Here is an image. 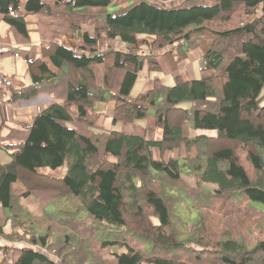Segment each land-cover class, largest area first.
<instances>
[{"label":"trees","instance_id":"obj_1","mask_svg":"<svg viewBox=\"0 0 264 264\" xmlns=\"http://www.w3.org/2000/svg\"><path fill=\"white\" fill-rule=\"evenodd\" d=\"M111 4L0 0V21L16 44L31 43L28 16L44 21V34L56 20L80 31L78 44L68 48L55 30L39 59L25 56L30 84L12 82L14 102L34 99L43 85L61 102L42 110L29 127L10 129L8 143L0 144L9 159H0V237L13 245L0 246V264H65L71 257L81 264L86 242L102 231L108 247L100 255L92 251L91 264L106 251L113 264H264V239L247 240L248 222L264 215V0H202L189 8L141 0L116 15L107 14ZM257 11L258 18L246 21ZM116 40L120 48H113ZM193 50L201 52V72L211 76L185 81L176 74L172 86L156 79L149 91L130 97L144 68L160 72L161 58L176 73ZM14 51L4 48L0 56ZM97 66L103 69L100 85ZM97 103H114L113 124H132L152 112L146 132L159 129L160 139L102 129L93 112ZM185 126L207 133L188 137ZM182 148L185 158L174 157ZM41 168L65 171L53 178ZM41 195L61 203L34 218L22 202ZM77 212L96 224L75 222ZM236 214L249 217L245 232L239 222L233 227ZM176 224L193 228L184 242ZM112 229L137 236L151 250L143 252L123 236L109 240ZM50 251L54 260L45 254Z\"/></svg>","mask_w":264,"mask_h":264},{"label":"rangeland","instance_id":"obj_2","mask_svg":"<svg viewBox=\"0 0 264 264\" xmlns=\"http://www.w3.org/2000/svg\"><path fill=\"white\" fill-rule=\"evenodd\" d=\"M140 1L141 0H112V4L107 8V14L116 15V14L122 13V11L132 7L133 5H136ZM142 1L147 2V3L148 2L149 3H154V4H157V5H159L161 7H165V8H168V7L174 6V5H181L182 3H184L183 4L184 7H188V8L191 7V6H194V5H201L202 4V0H189V1H186V2L185 1L182 2V0H177V1H173L171 3L161 2V1H158V0H142ZM259 16H260V12L257 11L253 16L246 17V21H252V20L258 18ZM35 24L38 27L37 20H36ZM95 73H96L97 84L100 85L101 84L102 73H103L102 66H97L96 70H95ZM0 75L8 76V77H10L12 79H13L14 76L17 79L19 77L20 78H24L27 84H29V82H30L29 78H28V75L26 74L24 58L21 55H18L17 53L16 54L7 53V54H5L3 56H0ZM166 75L167 74L165 72H159L157 76H159V77L163 78V80H165ZM145 82H147V80ZM150 83H151V81H150ZM173 84H174V82H173V79H172V81L170 82L169 85H166V84H164V85L172 86ZM145 86H146V84L141 79L138 80L137 82H135V84H134V86H133V88H132V90L130 92V97L133 98L136 95H138L139 93H141L142 91H146V89L148 88L149 85H147L146 88H145ZM12 90L13 89L10 88L9 90H5L6 92L0 93V98H2L3 102L6 101V99L9 96V93L12 92ZM57 102H60V101H57ZM263 103H264V101H263ZM182 106L185 107V108H189L188 104H183ZM102 121H103V118L102 119L98 118V120H97V123L101 127H103ZM134 123H138L139 126L142 129H146V128L151 127L153 125L152 112L149 113V116H148L147 119L136 120V121H134ZM110 127H111L110 130L123 132L122 124L119 123V122H116V123L112 124V121H111ZM184 132H185V135L188 136V137H194V136L199 135L201 133H207V132L196 131V130L194 131V130L188 128L187 126H185V128H184ZM5 134H6V127H2V129H0V139L3 140ZM160 137H161V131L159 129H157L155 132H152L151 139L158 140V139H160ZM185 155H186V151H185L184 148H182L180 151H178L176 154H174V157L179 156L181 158H185ZM154 156H155L156 159H158L157 152H154ZM0 159L3 162L8 160V156L2 150H0ZM64 171H65L64 168L63 169H58V170H51V169H48V168L39 169L40 173L46 174V175H48L50 177H53V178L61 177L64 174L63 173ZM182 179L184 181H186V184L190 188H196V184H195L196 182L192 178H188L186 176H183ZM208 187L211 188V189L215 188V186H213V185H208ZM48 199H50L48 195H41L39 197L37 196L36 198L30 197V198H27V199L23 200L22 205L24 206L25 209L27 208L31 212L32 217L39 218L41 216L40 215L41 212L51 211L50 208H46L47 205H51L52 202L61 203V201L59 199H51V200H48ZM66 203H67V205H71V204L73 205V201L70 202V201L66 200ZM233 203H234V201H233ZM244 206H246V205H244ZM244 206H240V208H242L244 210V212H246V208ZM77 213H78L76 215L77 217L74 218L75 222H78V223L80 222V224L83 223L86 226H88V225L92 226V225L96 224L97 221H95L94 219L89 217L85 212H77ZM182 216L183 217H187V214L184 211V209H182ZM238 216H240V215L236 214V215H234V217L232 219V223H234L233 227L235 225H238L237 222H239V226L242 227V230L245 232V229H244L245 227H243L242 224H244L245 226H248L245 222H248L247 219L249 217H247V216L244 217V216L241 215L240 216L241 217V221H240L238 219ZM242 217H244V218L242 219ZM17 221L22 223L18 219H17ZM259 221H264V215L259 216L258 219L255 222H252V223L248 222V224H249L248 228H250V229H249V231L247 233V238H248L247 240L250 242V244H253L257 240L264 239V224L261 225L259 223ZM9 223L13 224L14 222H13V220H11V221H9ZM9 223L7 225H5V227H4L5 233L10 232ZM219 224H220V222L216 223L217 226ZM21 226H23V223L21 224ZM176 226L179 229L180 240H182L184 242L185 235L188 236L192 232L193 228L189 224L188 225L186 224L185 226L176 224ZM16 228L19 229L20 233L22 232V230H20L21 228H19V226H17ZM116 228H118V227H116ZM232 229H234L236 234L242 232V230L240 228H232ZM112 231L113 232H111L109 234V236L111 237L109 240H118L119 241L120 239H122V236H123L125 238V242L127 240V243L129 242L128 243L129 245L136 246L137 249H139V250H141L143 252L149 253L148 251L151 250V248H152L150 243L138 238L137 236H135V235H133L131 233H128L127 231H122V230H118V229H112ZM114 231H117V233H115ZM60 232H62V231H58L57 230L54 233H55V235H60ZM65 232H67V231H65ZM118 233L120 234V236L118 235ZM231 233H232V231H231ZM107 234L108 233H104V231L99 232L97 237L95 235V237H96L95 239L92 240V237H91V239H90L91 242L90 241L86 242L87 243V248L85 246L83 247V255H84V257H83V259L81 257L79 258L81 264H91L92 261H96L95 258H89L87 256H90L92 251H95L96 255L97 254L100 255V251L102 253L104 247H108L107 245L104 246L102 244L103 240H107L106 239ZM204 236H205V240H207V241L210 240L208 238L209 236L207 237V232H204ZM100 240H101V242H100ZM0 241L4 242L3 245H0L2 247H4V246L12 247L13 246L12 244H10V242H8L7 240L5 241L1 237H0ZM99 242H100V244H99ZM72 243L75 245V243L73 241H72ZM101 244H102V246H101ZM189 244H193V243H189ZM53 245L54 244H52V246ZM27 246L29 247V245H27ZM189 247L193 248V249L195 248L196 250L197 249L200 250L199 247L196 248L194 245H189ZM97 248H98V250H97ZM34 249H36L37 251L41 252V250L37 249V247H34ZM120 251L121 250H118V252H120ZM50 253L51 254H49V253H45V254H47V256L49 258H52V260H54L53 252L50 251ZM200 253H202L201 255H205L204 252H200ZM110 254H111L110 251L104 252V255L101 257L100 260H98L99 264H113L114 263V258ZM102 260H104V261H102ZM64 263L65 264H78V259H77V257H71V258L66 259V262H64Z\"/></svg>","mask_w":264,"mask_h":264},{"label":"crops","instance_id":"obj_3","mask_svg":"<svg viewBox=\"0 0 264 264\" xmlns=\"http://www.w3.org/2000/svg\"><path fill=\"white\" fill-rule=\"evenodd\" d=\"M28 22V29H29V36L31 43L27 45L23 44H16L12 38V35L9 31V29L0 21V44L3 46H7L8 48L15 49V53L12 54H18L21 55L24 59L25 56H28L29 60H37L41 57V46L44 40L50 39L51 35L54 33L55 30L61 31V43L70 48L73 46H76L79 41L80 31H78L77 28L72 27L68 23H65L61 20H56L52 23V30L48 31L47 34L45 33L44 28V21L37 22L38 27L36 26V17L35 16H28L26 18ZM45 35V36H44ZM44 36V37H43ZM111 42V44H113ZM5 44V45H4ZM4 48H7V47ZM18 51V52H17ZM201 52L199 50H193L187 53V59L181 63L178 66V71L176 73H171L169 66L166 64V62L159 58L158 62L161 66L160 72H165L166 78L163 80V78L157 76L158 73H149L146 68L140 73V77L138 80L144 81L146 84L145 88L148 86L146 91L147 92L151 89L153 82L158 79L160 82L166 85H169L172 79H174V76L176 74H179L185 81L192 80V79H200V78H206L208 76H211L212 73H204L201 72V69L203 68V62L201 59ZM25 69L27 63L25 62ZM27 74V73H26ZM8 77V76H7ZM10 78V77H9ZM12 79V78H11ZM137 80V81H138ZM147 80V82H145ZM30 81V80H29ZM136 81V82H137ZM151 81V83H150ZM13 86L18 84H23L25 86L29 85L26 83L24 78H16L13 77ZM27 84V85H26ZM48 85L41 86V92L32 100L29 101H12V93H9L8 98L5 102L2 101V98H0V129L2 127H6V134L4 135V139H0V144H7V133L10 129H23L27 128L31 125L32 119L35 118L42 110L48 108L50 105H52L54 102L60 101L58 98H56V93H54L52 90H49ZM6 92L3 90L0 93ZM61 102V101H60ZM58 102V103H60ZM113 108L114 103H97L93 106V112L97 114V120L98 118L102 119L103 127H101L104 130H110V123L112 121V115H113ZM113 124V122H112ZM123 127V134L127 135H136V136H146L151 139L152 132L154 131H148L146 132V129H142L138 123H132V124H122ZM134 128V129H133ZM119 132V131H118ZM154 140V139H152ZM9 160V159H8ZM7 160V161H8ZM6 162V161H4ZM64 173V172H63ZM3 241H0V245H3ZM2 260L1 252H0V262Z\"/></svg>","mask_w":264,"mask_h":264},{"label":"built area","instance_id":"obj_4","mask_svg":"<svg viewBox=\"0 0 264 264\" xmlns=\"http://www.w3.org/2000/svg\"><path fill=\"white\" fill-rule=\"evenodd\" d=\"M120 46H121V44L117 40L113 44V48H120ZM2 51H3V46L0 44V53ZM11 86H12L11 79L6 77V76H4V75H0V89L10 88Z\"/></svg>","mask_w":264,"mask_h":264}]
</instances>
